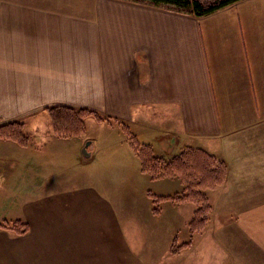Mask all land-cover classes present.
Instances as JSON below:
<instances>
[{
  "label": "crops",
  "instance_id": "1",
  "mask_svg": "<svg viewBox=\"0 0 264 264\" xmlns=\"http://www.w3.org/2000/svg\"><path fill=\"white\" fill-rule=\"evenodd\" d=\"M60 104L125 121L159 156L200 147L223 158L228 171L258 162L264 180V0L200 17L125 0H0V124L22 121L40 137L36 146L44 142L49 154L42 171H50L31 187L24 172L16 191L27 197L20 218L30 231L0 229V264H264V206L251 209L264 201L228 222L212 212L208 229L172 254L178 225L163 221L167 240L148 225L166 211L179 224L193 206L167 204L154 214L141 186L158 179L142 171L121 126L89 116L86 132L93 121L106 123L102 134L58 137L50 120L43 127L36 117ZM115 124L123 133L117 138ZM87 140L93 155L85 160ZM9 145L0 142V152H14ZM31 147L17 148L24 164ZM7 178L0 169V204L16 189Z\"/></svg>",
  "mask_w": 264,
  "mask_h": 264
},
{
  "label": "trees",
  "instance_id": "2",
  "mask_svg": "<svg viewBox=\"0 0 264 264\" xmlns=\"http://www.w3.org/2000/svg\"><path fill=\"white\" fill-rule=\"evenodd\" d=\"M176 12L179 14L204 16L222 8L235 4L240 0H125ZM50 116L53 133L62 138L79 137L86 131V118L95 116L99 121H109L119 124L129 137L132 149L141 160V169L152 179L176 177L183 184L181 192L173 194H158L148 190L153 203V212L160 214L162 202L176 203L192 202L196 205L189 222L191 236L206 228L212 204L206 190L216 189L223 185L228 174L227 162L219 156L200 147H184L170 156H159L150 143L142 142L132 131L129 124L118 118L102 115L86 107H72L68 105H54L45 108ZM25 124L21 121H12L0 124V139L7 138L17 141L21 145L28 144V136L23 130ZM0 229L14 235H24L30 231L27 221L15 220L0 221ZM191 240L179 244L172 242L170 252L178 254L182 249L190 246Z\"/></svg>",
  "mask_w": 264,
  "mask_h": 264
},
{
  "label": "rangeland",
  "instance_id": "3",
  "mask_svg": "<svg viewBox=\"0 0 264 264\" xmlns=\"http://www.w3.org/2000/svg\"><path fill=\"white\" fill-rule=\"evenodd\" d=\"M150 108H152V107H150ZM36 118L38 119L41 126H43V127L46 126L47 120H50V116L47 113V111L45 113V117H44V115L40 114ZM90 118L92 120H95V121L97 119L96 117H92V116ZM86 121H88V119ZM50 124H51V120H50ZM102 124L106 126V123H98V122L94 123L93 121H90L89 125H88L89 131L88 130H87V132L85 131L79 137H81L83 139V138H85V136L87 137L88 135H93L94 133L96 134L97 132H98L97 135L102 134L104 132L103 128L105 127V126L102 127ZM114 126L115 127L113 129H111V131H113L115 133L116 138L119 136V134L122 136L123 133H122L120 127H118V125H116V124ZM135 129L136 130L139 129L137 127V125H133V130H135ZM23 130H24V126H23ZM24 132L28 136V144L27 145L32 146L31 148H28V152H29L28 154L33 155V157H31V163L30 164H24L25 161L23 162L22 154H20V156H19V154L17 152V150H18L17 148L27 147V145H21L17 141L12 140L10 138L9 139H7V138H1L0 139V142H8V144H13V146H10V145L9 146L14 148L13 149L14 152H9L8 150H3L2 152H0V169L3 170L5 168L6 174L8 176L7 180L10 178L14 179L13 181H9V184H13L16 188L13 193H10L11 187H9L10 189H8L6 192L7 197L3 198L5 201L1 202V204H0V221H2V220L12 221V220H15L17 218H20V216L22 215V212H23L22 205L25 204V202H26L25 198H27V197L22 192H17L16 190L19 189L20 187L21 188L23 187L25 174H30V177H32V181L30 183H24V185H28V187H31L33 185V182L37 183L39 180H44L41 177L50 176V171L48 174H46L44 171H42V170H45L44 166L47 163V161L49 162V160L47 158L49 154H48V150L46 148H44L45 147L44 142L42 143V146L37 147L36 145L41 143L40 142L41 138L35 137V135L33 136L27 130H25ZM12 157L16 160L15 162H13L11 160ZM257 163L246 164L245 166L232 167L231 170L228 171L225 183L223 185H221L220 187H218L219 189L216 188L217 190H211V189L206 190V192L208 193V196L210 197V201L212 204V212H213L214 218H216V220L218 219V221H221V219L224 218L225 222H228L229 218L231 216L236 217L248 205L251 206L252 202L264 201V180H261L259 167L257 166ZM24 172H25V174H24ZM246 172L249 173V176L252 179H244V177L240 176ZM146 176H148V175H146ZM149 180L150 179H146L145 182H143V184L141 186L142 187V193L145 192V194H148V189H151V191H155L158 194H173L176 192H181L184 188L183 184L180 182L179 179H177V182H178L177 183L174 180H170V176H169V178H165V179L162 178V179L153 180V181L151 180V183ZM227 186H229V187L234 186L235 191H232V190L226 191V189L228 188ZM4 188H7L6 182H5ZM48 189H50V187H48ZM134 189L135 188H133L131 181L126 182V190H128V191L133 190V193H127L126 194L125 201L127 204H132L135 202L136 191H134ZM255 189H262V190H255ZM136 190H139V188H136ZM8 191H9V193H8ZM30 191H31V189H30ZM115 191L116 190H114V192ZM254 193L259 194V196H252ZM142 199L145 200V197H142ZM137 200H139V197L137 198ZM148 200L153 205V203L151 202L152 200H150V198ZM167 204H170V206H172L173 204L177 205L179 203H176L173 201H165V202L161 203V206L163 208H166ZM260 204L261 205L252 206L251 209H254V208L258 209L261 206H264L263 203H260ZM184 206H193L194 210L196 209V205L192 202H186V204ZM216 208H217V210H216ZM134 210H135V208L132 207L127 211V213L129 212L133 215ZM143 211H144V206H143ZM212 212L210 215H212ZM156 215H159V214H156ZM192 216H193V212H191L189 218H188L187 214L185 213L184 218L178 224L177 218H175V216L173 214H170L166 211L165 216L163 218H160L159 221H156L157 224H155L154 222L150 223L148 225V228L151 231V229L155 226V230L157 231L156 235L161 239L167 240L166 239V227L163 225V221L166 219V221L164 223L170 221V224H173V226L178 225V228L175 232L174 238H172L171 243H170V247H171L172 242H174V240H177V237H175L176 235L178 236L179 244H181L184 241L188 240L189 235H190V237H193L195 234L198 233V232H196L195 234H193V236H191V233L189 230V222H190ZM153 220H158V219H153ZM142 222H145L144 219H142ZM209 222H210V220H209ZM209 222H208V224L210 225ZM208 224L206 226L207 229L209 227ZM203 230H201V231H203ZM230 230L232 233V237L233 238L237 237L238 230L236 228H233ZM150 231H149V233H150ZM221 233L222 232H219L218 235L220 236ZM150 235H153V234H150ZM143 236H145V233H143ZM233 242H234V240H232V243ZM232 249H233L232 247L227 248L229 254H231ZM169 251H170V248H169ZM197 251H198V247L195 248V252H197Z\"/></svg>",
  "mask_w": 264,
  "mask_h": 264
},
{
  "label": "water",
  "instance_id": "4",
  "mask_svg": "<svg viewBox=\"0 0 264 264\" xmlns=\"http://www.w3.org/2000/svg\"><path fill=\"white\" fill-rule=\"evenodd\" d=\"M93 141L92 140H87L85 142L84 147L82 148V154L85 160L90 159L93 155Z\"/></svg>",
  "mask_w": 264,
  "mask_h": 264
}]
</instances>
